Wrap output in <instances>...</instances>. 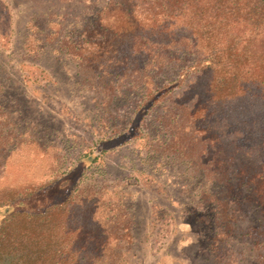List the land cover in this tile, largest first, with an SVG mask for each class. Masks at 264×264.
Wrapping results in <instances>:
<instances>
[{"label":"rangeland","instance_id":"obj_1","mask_svg":"<svg viewBox=\"0 0 264 264\" xmlns=\"http://www.w3.org/2000/svg\"><path fill=\"white\" fill-rule=\"evenodd\" d=\"M108 2L0 0V201L62 204L70 264H264L241 119L194 56L111 27Z\"/></svg>","mask_w":264,"mask_h":264},{"label":"trees","instance_id":"obj_2","mask_svg":"<svg viewBox=\"0 0 264 264\" xmlns=\"http://www.w3.org/2000/svg\"><path fill=\"white\" fill-rule=\"evenodd\" d=\"M103 10L135 43L180 47L211 71L210 101L241 119L235 151L261 159L253 179L264 185V0H109ZM15 200L0 201V264H70L55 229L62 204L11 212Z\"/></svg>","mask_w":264,"mask_h":264}]
</instances>
